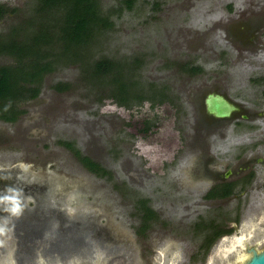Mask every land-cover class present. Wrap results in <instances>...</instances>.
I'll use <instances>...</instances> for the list:
<instances>
[{"label":"rangeland","instance_id":"rangeland-1","mask_svg":"<svg viewBox=\"0 0 264 264\" xmlns=\"http://www.w3.org/2000/svg\"><path fill=\"white\" fill-rule=\"evenodd\" d=\"M186 1L99 0L112 27L88 47L84 66L109 59L121 65L125 79L137 82L136 87L147 95L148 86L167 63L183 68L181 64L192 58L201 64L205 57L198 51L203 45L196 33L202 22L196 18L190 24L194 28L186 26L190 4ZM192 4L193 14L199 17L201 2L193 0ZM0 6L6 9L0 19V37H9L13 29H19V38L32 31L26 23L35 0H0ZM54 52H59V46ZM14 62L13 57L0 56V65ZM81 66L80 62L59 61L44 76L37 98L19 106L25 113L18 121H0V166L20 163L61 176L62 186H70L64 199L70 220L89 208L98 210L97 228L102 230L111 222L107 227L118 239H129L135 248L132 262L116 256L110 264H237L246 258L244 247L227 248L241 237L249 246L264 248V169L259 168L260 178L244 204L231 202L213 210L200 204L195 195L190 197L193 210L188 215L186 192L176 194V183L166 169L170 159L185 148L183 133L187 129L182 120L173 121L166 111L150 113L147 102L138 110L132 98L133 107L126 110L111 95L115 89L111 75L88 79ZM59 83L67 89L56 90ZM145 120L157 124L152 135L142 137L138 129ZM75 150L109 174L100 177L88 171L75 157ZM142 200L152 218L138 236L135 229L140 225L138 202ZM236 207L241 212L237 221ZM210 222L216 226L211 228ZM223 229L228 233L209 250L201 248L213 230Z\"/></svg>","mask_w":264,"mask_h":264},{"label":"flooded vegetation","instance_id":"flooded-vegetation-1","mask_svg":"<svg viewBox=\"0 0 264 264\" xmlns=\"http://www.w3.org/2000/svg\"><path fill=\"white\" fill-rule=\"evenodd\" d=\"M192 1L188 0L184 23L191 28L194 19L202 22L196 35L202 41L198 51L203 62L191 58L181 64L183 68L167 63L148 86V96L139 94L144 100L136 107L140 110L147 102L150 113L166 111L187 129L184 151L177 152L166 169L176 183V194L186 192L188 215L193 210L190 197L195 195L213 210L231 202L244 204L260 178L259 168L264 169V0H197L199 17L193 14ZM210 95L223 98L235 110L228 117L208 114ZM156 124L143 121L139 136L152 135ZM62 180L20 163L0 166V264H93L79 259L88 261L95 248L114 253L106 264L116 256L132 262L135 248L129 239H118L107 227L111 222L97 228L98 210L77 213L75 221L68 218L64 199L70 186H62ZM138 207L142 215L134 229L140 236L152 215L145 201ZM235 211L237 221L241 212L238 207ZM210 223L211 228L216 226Z\"/></svg>","mask_w":264,"mask_h":264},{"label":"trees","instance_id":"trees-1","mask_svg":"<svg viewBox=\"0 0 264 264\" xmlns=\"http://www.w3.org/2000/svg\"><path fill=\"white\" fill-rule=\"evenodd\" d=\"M35 2L36 7L26 23L32 27V31H26L19 38V29H13L9 37H0V56L13 57L15 60L13 64L0 65L1 121L15 122L25 113L19 109V104L37 98L44 76L51 74L59 61L82 63L88 79L101 80L111 75V83L115 86L111 95L119 105L131 106V97L137 103L144 100L143 97H138L143 91L136 87L137 82H128L125 79L121 65L100 58L92 65L84 66L89 57L88 47L97 41L104 30L112 27L109 16L102 12L99 0ZM128 7L130 8V5ZM5 11L4 6H0V19ZM58 46L59 52L55 53V47ZM98 83L101 84L102 81ZM55 89L66 90L67 85L59 83ZM66 146L71 148L69 143H66ZM75 154L79 162L91 173L100 177L109 174L88 157L80 155L78 150H75ZM227 233L228 230L225 229L215 230V233L206 239L207 246L204 250H209L216 239Z\"/></svg>","mask_w":264,"mask_h":264},{"label":"water","instance_id":"water-1","mask_svg":"<svg viewBox=\"0 0 264 264\" xmlns=\"http://www.w3.org/2000/svg\"><path fill=\"white\" fill-rule=\"evenodd\" d=\"M206 104H207V112L212 116L228 117L230 116L231 112L235 110L233 106H231L227 101H225L223 98L217 95H210L206 100ZM244 241L241 240L240 242H238L237 240H235V242L232 243L233 247L234 245H236L235 248L244 247V253L246 255V258H244V260H242L237 264H264V248L258 250L255 246H249L248 243ZM232 246L228 247L227 251L231 250L233 248ZM102 250L104 252L102 254L105 255V258L101 259V261H103L104 264H106L108 258L114 255V253L110 251H106L104 249H101V251ZM89 254L90 255L88 261L84 260L83 258L79 260L81 262L97 261L96 255L99 254L98 248H95L93 251H89Z\"/></svg>","mask_w":264,"mask_h":264},{"label":"bare ground","instance_id":"bare-ground-1","mask_svg":"<svg viewBox=\"0 0 264 264\" xmlns=\"http://www.w3.org/2000/svg\"><path fill=\"white\" fill-rule=\"evenodd\" d=\"M68 238V237H67ZM242 238V237H241ZM241 238H239L240 240H237L238 242H240L241 241ZM17 239V238H16ZM15 239V240H16ZM18 240V239H17ZM50 240V239H49ZM41 241V240H40ZM234 246H236V245H234ZM17 247V246H16ZM233 247V246H232ZM98 252H99V254L98 255H96V259H97V261H93V264H104V262L103 261H101V259H104L105 258V255L104 254H102V253H104L103 252V250L101 251V249H98ZM75 257V256H74ZM242 257V256H241ZM246 257V256H245ZM241 259V258H240ZM242 259H244V258H242ZM76 261V260H75ZM79 261V260H78ZM77 261V262H78ZM71 263V262H70ZM76 262H74V264H75ZM86 263V262H85ZM79 264V263H78ZM92 264V263H91Z\"/></svg>","mask_w":264,"mask_h":264}]
</instances>
